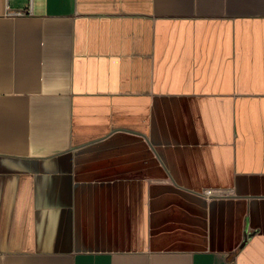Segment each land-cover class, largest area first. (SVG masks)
Listing matches in <instances>:
<instances>
[{
    "label": "crops",
    "instance_id": "obj_1",
    "mask_svg": "<svg viewBox=\"0 0 264 264\" xmlns=\"http://www.w3.org/2000/svg\"><path fill=\"white\" fill-rule=\"evenodd\" d=\"M0 264H264V0H0Z\"/></svg>",
    "mask_w": 264,
    "mask_h": 264
},
{
    "label": "built area",
    "instance_id": "obj_2",
    "mask_svg": "<svg viewBox=\"0 0 264 264\" xmlns=\"http://www.w3.org/2000/svg\"><path fill=\"white\" fill-rule=\"evenodd\" d=\"M205 193L208 195V196H212V195H215V194H218L219 192L215 189H212V188H208L205 190Z\"/></svg>",
    "mask_w": 264,
    "mask_h": 264
},
{
    "label": "water",
    "instance_id": "obj_3",
    "mask_svg": "<svg viewBox=\"0 0 264 264\" xmlns=\"http://www.w3.org/2000/svg\"><path fill=\"white\" fill-rule=\"evenodd\" d=\"M250 233H247V235H249Z\"/></svg>",
    "mask_w": 264,
    "mask_h": 264
}]
</instances>
